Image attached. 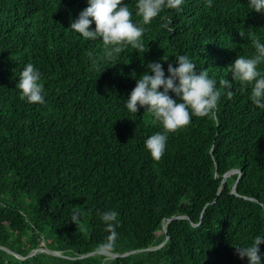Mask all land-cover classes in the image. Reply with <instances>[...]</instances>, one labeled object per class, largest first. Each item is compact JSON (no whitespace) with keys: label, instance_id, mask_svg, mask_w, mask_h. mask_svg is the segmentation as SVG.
<instances>
[{"label":"trees","instance_id":"16d2710c","mask_svg":"<svg viewBox=\"0 0 264 264\" xmlns=\"http://www.w3.org/2000/svg\"><path fill=\"white\" fill-rule=\"evenodd\" d=\"M0 264H264V0H0Z\"/></svg>","mask_w":264,"mask_h":264},{"label":"water","instance_id":"95a60500","mask_svg":"<svg viewBox=\"0 0 264 264\" xmlns=\"http://www.w3.org/2000/svg\"><path fill=\"white\" fill-rule=\"evenodd\" d=\"M234 172H236V171L233 170L232 172H228L225 176H228V175H230V174H232V173H234ZM238 178H239V173H238L237 179H238ZM235 185H236V181H235V183H234V185H233V187H232V192H234ZM172 218H182V216L172 217ZM172 218L167 219L166 222L162 225V231L165 232V225H166V223H167L168 221H170ZM160 245H161V244H160ZM160 245L153 246V247H149V248H146L145 250L153 249V248L159 247ZM37 250H39V251H43V252L45 251V252L50 253V254H53V255H58L57 252L49 251V250H47L46 248H41V249H37ZM33 252H34V251H33ZM33 252H30L29 255H31ZM130 252H133V251H130ZM130 252H125V253H122V254H120V255H125L126 253H130ZM104 253H105V252H104ZM110 256L115 257V256H118V255L110 254Z\"/></svg>","mask_w":264,"mask_h":264},{"label":"rangeland","instance_id":"374dc122","mask_svg":"<svg viewBox=\"0 0 264 264\" xmlns=\"http://www.w3.org/2000/svg\"><path fill=\"white\" fill-rule=\"evenodd\" d=\"M43 246V241L41 240L40 241V247H42ZM45 252V251H44ZM47 253V252H46ZM58 255H59V253H57Z\"/></svg>","mask_w":264,"mask_h":264},{"label":"bare ground","instance_id":"6f19581e","mask_svg":"<svg viewBox=\"0 0 264 264\" xmlns=\"http://www.w3.org/2000/svg\"><path fill=\"white\" fill-rule=\"evenodd\" d=\"M69 191V190H68Z\"/></svg>","mask_w":264,"mask_h":264},{"label":"clouds","instance_id":"9594fccd","mask_svg":"<svg viewBox=\"0 0 264 264\" xmlns=\"http://www.w3.org/2000/svg\"><path fill=\"white\" fill-rule=\"evenodd\" d=\"M41 249V248H40Z\"/></svg>","mask_w":264,"mask_h":264}]
</instances>
